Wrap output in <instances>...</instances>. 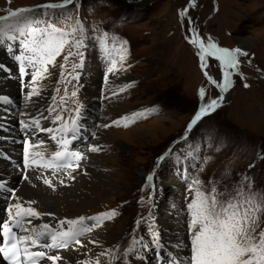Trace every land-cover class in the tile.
<instances>
[{
    "label": "rangeland",
    "instance_id": "1",
    "mask_svg": "<svg viewBox=\"0 0 264 264\" xmlns=\"http://www.w3.org/2000/svg\"><path fill=\"white\" fill-rule=\"evenodd\" d=\"M47 2L52 0H10V3L0 0V16L7 14L8 8ZM78 5L56 10L63 11L68 19L63 16L58 21L53 19L58 27L67 31H71L77 21L84 25L88 39L87 46L80 49L83 57L75 55L74 48H66L57 58L56 66L49 67L47 78L37 85L41 95L29 100L36 107L31 112L39 111L36 118L41 113L46 114L42 120L45 128L51 124L50 120L56 121L57 114L70 123L78 117L75 109L81 108L87 118L79 120L83 121L85 129L81 127L76 133L77 140L90 135V142H82L83 145L96 142L102 148L96 153L88 148V152L102 157L99 158L102 171L95 178L83 170L84 166L80 167L78 182L70 189L72 194L65 195L61 189L57 190L60 194L55 192L61 206L58 211L69 217H88L109 210L118 213L87 234H92L96 244L83 251L87 255L85 262L94 264L99 258L100 264H113L115 260L100 253L117 247L122 253L132 246L133 238H143L147 249L136 244L135 252L128 257L121 255L119 260L123 264H133V261L162 264L168 259L152 249L154 233L159 234L162 247L177 245L167 242L166 236H181L179 249L190 256L186 205L194 181H200L205 189L216 184L221 190H231L247 176L256 192H264V0H78ZM185 8L186 15L181 17L179 13ZM189 28L206 43L211 37L222 47L239 48L249 55L238 57L241 61L238 69L229 70L233 72L234 86L225 93L226 97L220 102L222 106L197 122L190 134L169 152L167 161L156 169L161 155L188 132L187 125L199 108L222 93L204 75L207 71L213 79L222 82L223 69L219 61L206 56L207 67H200L196 55L199 49L185 39L191 37ZM103 32L109 34L108 52L93 39ZM112 38L116 41L115 48ZM124 41H127L126 53L120 51ZM10 43L12 51L8 50ZM16 44L14 41L0 43V98H12L15 101L12 106L18 105L14 97L3 94L5 79L18 85L17 95L23 99L17 76L20 63L13 64L17 61L15 56L20 54ZM68 52L72 55L64 60ZM120 55H125L122 62ZM112 60L117 61L119 70L109 73ZM80 64L82 66L74 67ZM25 79L24 87L32 88L30 78ZM87 83H91L97 97L85 90ZM245 83L250 87L245 88ZM200 88L205 89L204 100L199 97ZM6 102L2 101L0 107H8ZM45 107L55 111L48 115ZM148 109L156 111L148 112ZM140 112L144 115L136 117L132 123L122 119L125 116L131 119L134 113ZM16 113L8 118V125L14 128L19 126L17 122L23 116ZM116 120L120 121V126L104 127ZM54 126H57L55 133L59 139L61 122ZM94 129L98 131L96 136ZM28 130L24 138H28L32 130L42 133L35 128ZM21 131L24 132V128L19 133ZM2 134L0 129V142L4 140ZM46 134L39 137L41 143L49 142ZM50 143L47 153L58 150L55 142ZM19 147L16 146V150ZM35 150L42 151L38 147ZM174 154L178 157V166ZM170 166L178 167L181 172ZM152 172L156 179L154 193L149 191L146 179ZM260 227L264 228V218Z\"/></svg>",
    "mask_w": 264,
    "mask_h": 264
},
{
    "label": "snow or ice",
    "instance_id": "2",
    "mask_svg": "<svg viewBox=\"0 0 264 264\" xmlns=\"http://www.w3.org/2000/svg\"><path fill=\"white\" fill-rule=\"evenodd\" d=\"M69 5L78 7V0H58V2L52 0V2L31 7L8 8L6 9L7 14L0 16V43L4 41L17 42L16 47L20 50V54L16 55L15 59L20 63L19 71L22 76L30 75L31 77L33 86L26 93V99L41 95V90L37 85L47 78L49 67L56 66L57 58L64 54L66 48H74L75 55L83 57L80 49L87 46L85 41L88 39L84 25L77 21L71 31H67L58 27L53 19L55 17V20L58 21L62 16L64 19H68L69 17L63 11L58 13L56 10H64ZM186 12L187 9L181 10L179 15L184 17ZM189 32L191 37L186 36L185 39L189 44L199 49L196 55L201 62L200 67L202 69L207 67L205 57L208 56L219 61L223 69L222 82L213 79L207 71L204 72L205 77L222 93H227L234 86L233 72L229 70H237L241 63L238 57H247L249 53L239 48L229 50L218 46L211 37L206 43L194 29L189 28ZM93 39L99 42L105 52L109 51V34L107 32H103ZM126 44L127 41L120 44L121 52H127L124 47ZM12 47L10 43L8 50L12 51ZM112 47H116L115 38H112ZM71 55L72 52H68L63 56L64 60H68ZM119 59L121 62L124 61L125 55H120ZM116 64V60L111 61V66L108 68L109 73L119 70ZM26 66L34 71H27ZM80 66L82 64L74 67ZM63 67L64 65H61V68ZM76 78L78 77H74V79ZM244 87L248 88L250 85L245 83ZM56 91L58 92L59 89ZM121 91L124 89L122 88ZM75 95L76 93L73 92L72 96ZM199 97L204 100V88H200ZM223 99L224 96L220 95L203 104L187 125V131L191 132L198 121L221 107L220 102ZM45 111L51 113L55 109L50 107ZM75 111L78 115L80 110L77 108ZM146 111L153 112L156 109ZM143 115L144 112L134 113L131 119L127 116L122 119L132 123L136 117ZM55 119L61 122L59 129L61 135L59 139L56 135H52L51 139L56 141L58 150H54L50 154L46 149L33 151L38 146L26 140L23 153L24 168L36 172V180L42 181L53 191L56 190L57 183L65 185V180L60 178L64 170L79 168V162L83 159L81 154L69 150V140L66 138L68 134H72L75 138L78 132L77 120L72 119L70 123L64 122L59 114ZM30 120L31 123L21 121L25 130L35 128L48 133L53 132L52 128H42L40 119L33 116L30 117ZM128 123H125L124 126L127 127ZM114 125L120 126V121H113L112 124H105L104 127L108 128ZM101 150L102 148L99 146H93L90 149L94 153ZM168 154L166 152L159 159L164 160ZM44 172H47L48 175H45ZM22 179L30 182L28 174H24ZM68 179L74 180L75 177L68 175ZM146 179L148 182H152L153 175H148ZM252 184L253 182L247 176L238 181L231 190L228 188L221 190L216 184L205 189L200 181L193 182L194 186L189 190L190 197L186 205L190 238L188 247L191 253L187 264H264V228L260 227L262 218H264V192H256ZM2 187L4 185L0 184V188ZM13 201L7 208L6 217L0 220V259L6 261L7 264H42V262L48 261L51 264H58L62 257L50 255L48 250L67 249L72 244L83 246L80 237L92 232L95 228L102 227L106 221L112 220L118 215L115 210H109L88 217L59 219L56 224L41 223L37 225L35 221L54 214L39 211L34 207L38 203L35 200H25L23 197L13 196ZM137 223L139 224V221ZM142 239L133 238L132 246L122 253H119L117 247L105 249L100 253V256L111 257L113 261L119 259L121 255L128 257L135 252L136 244H142L143 248H148V244L142 243ZM89 243L95 244L96 241H89ZM152 244L157 248L160 247L158 233L152 235ZM84 264H93V262L87 261ZM94 264H100L99 258L95 260Z\"/></svg>",
    "mask_w": 264,
    "mask_h": 264
},
{
    "label": "bare ground",
    "instance_id": "3",
    "mask_svg": "<svg viewBox=\"0 0 264 264\" xmlns=\"http://www.w3.org/2000/svg\"><path fill=\"white\" fill-rule=\"evenodd\" d=\"M6 80L7 79L4 80L5 81V87L2 86L4 88V93L3 94H5L6 97H14L16 99V102L19 105L18 106L19 107V109H18L19 111H17V113L18 112L20 114L22 113L23 116L20 118L19 121L17 120L18 121L17 123H18L19 126H16L14 128V127H11L10 125H8V124H10L9 121H8V118L10 116H13L14 113H16V111H14V109H12V105H11L12 102L15 103V101L12 100V98L11 99L5 98L4 101H7L6 105H8V107L7 106H4V108L0 107V129H2V132H3L1 138L6 139L8 137V135H11L10 133H13L14 138L17 136L18 139H24L25 135L21 136L19 134L20 129L23 128V126L21 124V121H24V122L29 121L31 116L32 117L33 116L36 117V111H38V110L35 109L36 111L32 113L31 110L33 108H36V107L29 99H26V93L31 90L30 86H28V89L26 87H24L23 99H20V96L17 95L19 93L18 85L15 84V82L13 84L12 82H8ZM25 82H26V79L23 82L21 80H19V83L21 85H23ZM85 90L91 92L92 94L94 93V95H96V92L93 91L91 83H87L85 85ZM223 96H224V98L226 97L225 93H224ZM96 97H97V95H96ZM19 113H18V115H19ZM47 113H49V112H47ZM37 116H39V115H37ZM81 125L84 126V124H82V123H81ZM12 128H14V131L12 130ZM41 132L43 133V131H41ZM97 132H95V129H94V132H93L94 134L93 135L96 136ZM36 134H37V132H35V131L33 132V130H32L31 135L28 136V138L31 139L32 142L31 141H29V142L37 144L39 150L43 151L47 147H49L48 143L47 142L41 143L39 137L38 138L36 137V141L34 142L32 138ZM28 138H25V139L27 140ZM93 146H98V145H97L96 142H92V143H90V145H87V146L80 145L79 148H82L84 151H87L88 148L91 149V147H93ZM12 148L14 150H16V147H12ZM18 150H21V148L19 147ZM18 150H16V151H18ZM86 153L87 154H82L81 155L83 157V159L79 162L80 167L84 166L83 170L85 172L87 171L91 176L96 178V177L99 176V174L102 171V169L99 166L100 165L99 158L101 156L99 157V154L98 155L97 154H93V153H90L88 151ZM73 163H75V162H73ZM79 168H75V170H73V169L64 170V172L60 175V178L65 180V185L66 186L65 185H60L59 183H57L56 184V190L53 191L51 189H48L47 186H45L42 183V181L36 180V178H35L36 175H37L36 172L31 171V172L28 173V175L30 177V182L24 181V180H21L19 175L16 174L15 171L12 170L10 166H8V165H6V164H4L3 162L0 161V181H1L0 183L2 184V182H5L8 185L14 184V187L16 189V193L13 194V196H20V197H23V199H25V200H35L38 203L36 205H34V207H36L39 211H41V212H49V213H53L54 214L53 216H44L41 220L35 221V223L37 225L41 224V223L56 224L59 219H64V218L73 219V218H77V217H72V216L71 217L63 216V215H61V213H59L58 209H60L61 206H60V202L57 200L55 192L58 189H61L62 191H64L63 194L71 195L72 193H71L70 189L78 182L77 181V179H78L77 173L79 172ZM44 174L48 175L47 172H44ZM141 174L143 175L144 172H142ZM68 175L74 176L75 179L74 180L68 179ZM100 178L102 179V176ZM165 183H167V182H165ZM33 184H35L36 186L33 187L32 186ZM13 196H12V198H10L7 193H6V195L5 194H0V213H1L0 220H2L3 218L6 217L7 208L14 202L13 201ZM88 223H92V222H88ZM87 234L88 233H86L84 236L80 237L83 246L72 244L67 249H50V250H48V252H49L50 255H60L62 257V260L60 262H58V264H84L87 255L83 251L85 249L86 250L87 249L88 250L92 249L93 246L96 244V243L95 244L94 243H89V241H94V239H93L92 234H89V235H87ZM180 238H181V236L177 237V236H169V235L165 237V240L167 242H170V243L174 242L178 246L175 245V247H174V248H176L175 250H172L170 252L167 251L168 253L165 256H167L168 261H164L162 264H187V260H188L189 255H188L187 251H182L181 252V250L179 249V246L181 245ZM176 242H178V243H176ZM159 243H160V246H163V245H161L162 244L161 240H159ZM172 246L173 245H168L167 247H171V249H172ZM156 252H157V254L161 253L159 249H156ZM181 254H183V256H181ZM135 260H137V258ZM44 264H51V262L50 261L44 262ZM113 264H123V263L119 259H117V260H115L113 262ZM133 264H148V263L146 261H143V262H140V261L134 262L133 261Z\"/></svg>",
    "mask_w": 264,
    "mask_h": 264
}]
</instances>
